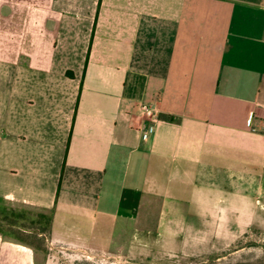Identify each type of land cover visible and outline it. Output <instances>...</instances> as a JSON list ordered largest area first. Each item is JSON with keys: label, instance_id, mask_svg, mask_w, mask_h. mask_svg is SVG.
Returning a JSON list of instances; mask_svg holds the SVG:
<instances>
[{"label": "crops", "instance_id": "crops-1", "mask_svg": "<svg viewBox=\"0 0 264 264\" xmlns=\"http://www.w3.org/2000/svg\"><path fill=\"white\" fill-rule=\"evenodd\" d=\"M228 179L264 207V0H0V264H47L32 210L52 247L136 256Z\"/></svg>", "mask_w": 264, "mask_h": 264}, {"label": "rangeland", "instance_id": "rangeland-1", "mask_svg": "<svg viewBox=\"0 0 264 264\" xmlns=\"http://www.w3.org/2000/svg\"><path fill=\"white\" fill-rule=\"evenodd\" d=\"M226 177H229V174ZM226 181L227 183L224 184L226 189L220 195L224 200L216 203L221 210L219 217H207L199 222L196 217H192L195 213L191 212L189 232L182 234L175 232L174 239L165 244L158 242L159 240L155 241L154 238L153 241L157 245L154 244L156 245L154 247L150 244L153 245L152 248L145 249L144 253L138 251L136 256L127 253L124 257L121 254L113 255L97 250L80 251L78 247L64 245L52 247L48 232L42 233L39 241L31 240V242L40 255L45 253L50 256L47 264H199L211 259L218 264H264V212L262 211L264 207L261 201V186L255 184L251 192L248 191L246 194L251 198L250 193H252L254 201L241 200L242 195L239 197L240 200L234 203L227 200L230 196L231 181L230 179ZM241 189L246 193L244 186ZM235 205L238 208L237 217L230 215V210ZM191 206L195 208L193 204ZM3 207L0 201V208ZM48 214L35 210L29 212V217L32 219L29 223L31 228L41 230V227H46ZM194 225L195 230H193ZM101 235L102 239L107 236V234ZM68 239L78 240L82 245L107 246L103 240L89 241L75 235L69 236ZM163 245L166 248H162ZM148 255L149 258L144 260L143 257Z\"/></svg>", "mask_w": 264, "mask_h": 264}, {"label": "built area", "instance_id": "built-area-1", "mask_svg": "<svg viewBox=\"0 0 264 264\" xmlns=\"http://www.w3.org/2000/svg\"><path fill=\"white\" fill-rule=\"evenodd\" d=\"M141 111H142V114L144 115L145 117V120L150 124V125H153V123L157 120V112L155 110V108L151 107V106H147V105H142L141 106ZM255 115L253 112H250L248 114V117H247V125L248 126H252V123H253V119H254ZM148 125V127L146 129H148L146 132H143L142 134V139L143 141H147V138H148V134L149 132H151V126ZM255 129H253L254 131ZM256 131V130H255Z\"/></svg>", "mask_w": 264, "mask_h": 264}, {"label": "trees", "instance_id": "trees-1", "mask_svg": "<svg viewBox=\"0 0 264 264\" xmlns=\"http://www.w3.org/2000/svg\"><path fill=\"white\" fill-rule=\"evenodd\" d=\"M68 75H70V74L68 73ZM48 213L49 214L46 216V227H41L42 229L40 230V231H42V233L48 232L50 225H51L52 212H48ZM3 217H5L7 219L5 212L0 210V226H1V222L3 220ZM31 220L32 219L29 217V223L31 222ZM3 221H5V220H3ZM199 264H218V263L214 259H211V260H207L205 262H201Z\"/></svg>", "mask_w": 264, "mask_h": 264}]
</instances>
